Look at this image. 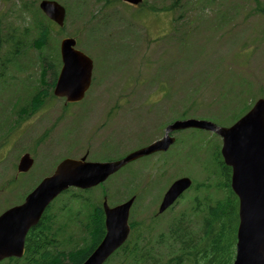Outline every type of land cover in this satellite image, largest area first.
Wrapping results in <instances>:
<instances>
[{
  "label": "rangeland",
  "instance_id": "1",
  "mask_svg": "<svg viewBox=\"0 0 264 264\" xmlns=\"http://www.w3.org/2000/svg\"><path fill=\"white\" fill-rule=\"evenodd\" d=\"M58 1L66 9L68 6L64 26L55 25L47 43L38 48L31 45L39 35V29L31 23V13L40 18L39 0H0L4 36L13 27L17 26L19 32L29 26L28 46L15 60L10 61L6 47H0V120L6 115L17 118L12 110L24 104L20 100L29 101L39 89L40 80H51L53 64L59 58V43L65 36L77 35L78 47L92 56L94 76L82 102L66 106L63 98L50 97L37 112L25 110L17 124L11 121L5 129L1 136L8 140L0 148V212L6 204L23 201L35 183L66 156L79 158L87 150V160L118 159L130 149L163 136L165 126L176 118L207 119L221 124L228 109L241 106V98L249 104L260 95L264 97V0H145L148 7L157 10L173 8L158 12L159 18H149V24L155 26L149 29L148 42L140 38L142 29L129 17L134 8H127L122 0ZM24 4L32 11L30 14L23 12ZM135 8L133 17L139 11ZM144 16L145 12H139V17ZM103 37L105 41L100 42ZM241 82L249 87L246 91H252L254 99L249 93H239ZM50 94L48 90L46 97ZM172 135L182 141L167 153L160 151L166 154L132 160L110 176L102 188L84 194L99 200L104 190L109 206L135 195L129 220H141L157 211L163 193L176 178L208 179L215 184L219 175L212 157L220 138L199 129L180 130ZM20 136L41 142L28 173H17L15 169L23 154L16 147H22ZM88 136L135 137L117 144L112 149L116 151L106 152L91 146L96 144L90 143ZM68 139L70 144L64 147ZM215 189L209 190L212 200L221 194ZM191 194L194 190L187 191L186 197L160 214L157 221L165 225L175 212L189 205ZM66 198L64 195L55 199L53 211ZM86 215L81 214L78 226L68 223V230L77 238L85 236L81 227L87 224Z\"/></svg>",
  "mask_w": 264,
  "mask_h": 264
},
{
  "label": "water",
  "instance_id": "2",
  "mask_svg": "<svg viewBox=\"0 0 264 264\" xmlns=\"http://www.w3.org/2000/svg\"><path fill=\"white\" fill-rule=\"evenodd\" d=\"M126 1L137 4L141 0ZM39 6L49 18L63 24L65 10L59 3L42 0ZM74 45L73 38L61 40L63 65L53 90L54 95L64 97L66 102L80 101L91 81L92 61ZM184 128L206 129L221 137L220 154L224 164L231 168L230 186L238 197L236 254L232 264H264V98L257 99L251 109L229 127L204 119H178L166 126L161 139L120 159L92 162L87 161L86 156L65 158L50 176L43 178L27 194L20 205L0 214V260L22 256L27 230L38 222L50 201L63 190L70 186L87 189L103 182L126 163L167 149L173 141L170 133ZM32 162L28 154L23 155L17 170H28ZM190 184L188 177L174 180L163 194L158 213L168 208ZM133 200L132 196L110 207L104 199L105 234L81 264H103L126 241Z\"/></svg>",
  "mask_w": 264,
  "mask_h": 264
},
{
  "label": "trees",
  "instance_id": "3",
  "mask_svg": "<svg viewBox=\"0 0 264 264\" xmlns=\"http://www.w3.org/2000/svg\"><path fill=\"white\" fill-rule=\"evenodd\" d=\"M22 9L27 14L32 12L25 4ZM166 9L173 8L170 6ZM37 10L40 14L38 8ZM35 24L40 26L39 35L31 45L41 48L47 42L48 25L37 24V21ZM28 29L29 26H24L22 31L17 32L16 26L4 36L0 27V47H6L10 61L15 60L28 46ZM1 86H5V83H1ZM240 87V92L249 93L254 98L252 91H246L248 86L242 83ZM47 93V89H44L35 92L29 101L23 99L24 104L19 108L14 107L13 114L20 120L25 110L35 111ZM241 101L244 102L242 99ZM248 108L245 103L236 110L230 109L226 119L224 117L225 120L220 121L221 124L232 122ZM11 121L13 119H9L7 115L0 120V136ZM216 151L214 160L219 159L218 146ZM217 168L219 180L215 184L208 179L195 181L192 201L175 212L165 225L157 221L159 215L155 212L145 219L130 220L128 239L105 264H231L238 222V199L230 188V168L221 160ZM213 187L221 191L214 200L209 191ZM90 190L71 193L67 199L59 202L61 204L56 211H53L54 204L50 205L38 224L29 230L24 255L21 258H9L0 264H81L105 232L101 198L92 200V196L84 194ZM199 191H204L205 194ZM101 194L107 195L104 190ZM86 213L87 224L82 226L86 234L77 238L78 235L68 230V223L78 226L81 214ZM61 218L69 220L67 223L62 222Z\"/></svg>",
  "mask_w": 264,
  "mask_h": 264
},
{
  "label": "flooded vegetation",
  "instance_id": "4",
  "mask_svg": "<svg viewBox=\"0 0 264 264\" xmlns=\"http://www.w3.org/2000/svg\"><path fill=\"white\" fill-rule=\"evenodd\" d=\"M56 77L57 76H51V80L49 81V83H55L56 81ZM49 83L47 82L45 84V86L47 88H51ZM54 87V86H52ZM26 136H21L19 139H20V143L22 145L21 147V150H23L24 152H28L30 153L31 155L33 156H36V154L40 151L39 147L41 146V142L37 143V142H32V139L26 137V141H23L22 140L25 138ZM70 137V136H69ZM83 137H87V136H81V139ZM132 137H135V136H121V138H119V136H88V139H90V143H95L96 145L92 144L91 146H96L95 148L100 151V150H104V151H108V152H113V151H116V150H112L114 149L117 144H119L120 142L122 141H126L128 139H132ZM28 140V141H27ZM69 140V139H68ZM88 141V142H89ZM27 142V143H26ZM70 144V140L66 142V146L64 145V147H67L69 146ZM87 145V144H86ZM141 147V146H139ZM139 147H135V148H132L130 149V151L134 150V149H137ZM94 148V149H95ZM20 149V148H19ZM28 149V150H27ZM90 153V152H89ZM84 154H88V151L86 150ZM43 156V155H42Z\"/></svg>",
  "mask_w": 264,
  "mask_h": 264
},
{
  "label": "bare ground",
  "instance_id": "5",
  "mask_svg": "<svg viewBox=\"0 0 264 264\" xmlns=\"http://www.w3.org/2000/svg\"><path fill=\"white\" fill-rule=\"evenodd\" d=\"M48 27V26H47ZM148 54V53H147ZM161 55V54H160ZM62 153V152H61ZM16 169V168H15ZM12 184V183H11ZM93 217V216H92ZM136 224V223H135ZM51 225V224H50ZM138 225V224H137ZM95 235V233H94ZM30 237V236H29ZM38 238V237H37ZM40 238V237H39ZM69 243V242H68ZM45 245V244H44ZM142 248V247H141ZM120 250V249H119ZM39 255V254H38ZM41 259V258H40Z\"/></svg>",
  "mask_w": 264,
  "mask_h": 264
}]
</instances>
